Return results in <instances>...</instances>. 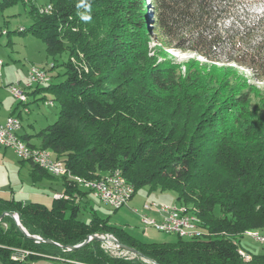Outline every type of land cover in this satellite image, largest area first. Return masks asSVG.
I'll return each mask as SVG.
<instances>
[{"label":"trees","instance_id":"16d2710c","mask_svg":"<svg viewBox=\"0 0 264 264\" xmlns=\"http://www.w3.org/2000/svg\"><path fill=\"white\" fill-rule=\"evenodd\" d=\"M244 3L51 0V13L33 9V24L19 33L42 41L52 59L50 70L63 67L65 72L57 76L64 78L61 82L54 83L52 77L46 87L29 89L33 95L51 93L59 119L32 136L38 145L21 138L53 152L73 176L98 180L116 170L135 194L144 187L174 192L178 204L198 211L209 236L149 244L96 214L84 222L75 194L90 196L89 191L67 176L55 177L31 161H21L31 166L34 183L61 178L66 191L63 198H53L51 208L0 198L2 264L43 256L81 264H144L111 256L99 240L68 250L102 234L113 235L156 264H264V254H253L246 262L239 253L245 232H264V120H252V92L230 87V96L220 97L215 109L206 73L193 61L184 72L182 65L161 56V50L157 55L150 48L155 40L162 49L199 54L212 66L232 67L234 62L264 80V70L224 58L239 35L237 29H246L251 20ZM7 4L4 0L3 7ZM83 15L91 19L84 21ZM254 17L253 22L264 21V13ZM257 55L261 61L262 54ZM6 213L17 214L28 234L43 240L27 237ZM15 249L30 254L14 261Z\"/></svg>","mask_w":264,"mask_h":264},{"label":"rangeland","instance_id":"374dc122","mask_svg":"<svg viewBox=\"0 0 264 264\" xmlns=\"http://www.w3.org/2000/svg\"><path fill=\"white\" fill-rule=\"evenodd\" d=\"M3 1L4 0H0V28L3 27L4 30L10 32V38L6 36L0 42V53L6 62V66L2 71L4 81L10 80L12 84H17L19 80H22L24 86L26 84L28 72L33 67L48 71V73L54 77V83L63 81L64 78L62 76H57L64 74L65 69L61 67L52 71L50 70L52 59L47 56L44 43L37 38L34 39L32 35L28 34L31 36L29 38H33L31 39V43L28 41L29 39H25L23 35L19 33L22 29H29L33 24V9L40 11L42 8H47L51 4V0H29V3L24 2V0H9V4L5 7H3ZM244 1L247 11L250 12L251 20H248L246 29H242L237 25L239 27V29H237L239 35L235 37L233 45L227 44L228 46L225 49L224 58H229L228 60L241 59L247 61L253 64L256 70L261 71L264 70V21H253L256 19L254 17L255 15L257 16V14L261 15L264 13V0ZM240 13L242 19L244 16L242 10ZM9 39H11L12 45L7 44ZM160 45L161 44L157 43L155 40L150 42V48L155 54L157 53V55H159L162 51L165 55L161 56L182 65V71L185 72L187 63L189 64V62L193 61L197 69L206 73L209 82H212L211 96L212 105L215 109L218 107V99L220 97L230 96V87L239 90L249 87V90L252 92L249 110L252 117L254 116L252 120H256V118L259 117L264 120V80L255 77L256 71L244 69L240 66L237 67L233 65L234 62H232V64L230 63L232 67H223L221 64L212 66V61L192 51L177 48L167 49L166 47L162 49ZM259 52L262 54L261 56L263 58L261 61L260 56L257 55ZM65 59L66 56L63 57V60ZM41 87H46V85ZM0 90V98L3 99L7 106H18L22 108L24 112V105L11 95L5 85H0ZM33 90H29L30 95L28 101L30 107L28 108L30 114L24 112L22 116L25 131L28 133H32L35 130H42L59 119V105L52 101L53 95L45 91L33 95ZM51 102H53V104H50ZM15 159L18 163L14 166L12 164L0 165V191L4 193L1 194L0 197L11 198L12 195L15 194H27L26 196L17 197H23V199L26 200L31 199L29 200L30 203H35L38 200L36 198H30L34 186L37 190L41 189L44 196H49L52 200L53 194L50 193L51 186L49 185L51 183L54 184L55 192H63L64 187L60 180H44L43 183H34L30 175V165L28 163L22 165L17 155ZM87 197L86 204L83 205L81 214L79 215V219L84 222L91 221L94 214H96L97 217L108 222L110 226L123 229L145 243L173 244L178 241L179 236L177 234L157 231L156 228H150L146 231L141 218L145 204L156 203V205H169V207L171 205H176L178 201L174 192L153 191L150 187H144L139 189L128 205L121 209H114L98 201L92 195H88ZM39 203L47 207H51L52 205V201L50 202L47 198H43ZM218 212L217 210V213ZM148 215L155 219L159 217L155 212L149 213ZM105 235L113 236L111 234ZM100 242L101 247L111 256L127 260H138L144 263L140 258L126 255L120 249L108 245L107 243L105 244L103 241ZM240 244L239 248L251 254V256L253 254H264V244H259L251 237L244 236ZM52 263L55 264L54 262ZM35 264H47V262L45 260H39L35 262Z\"/></svg>","mask_w":264,"mask_h":264},{"label":"built area","instance_id":"2783aa9c","mask_svg":"<svg viewBox=\"0 0 264 264\" xmlns=\"http://www.w3.org/2000/svg\"><path fill=\"white\" fill-rule=\"evenodd\" d=\"M28 2L29 0H24ZM52 6L42 8L39 12L43 14L51 13ZM6 34V32H4ZM5 65L4 60L0 57V71ZM1 75V73H0ZM52 81V76L44 69L37 67L29 71L25 88L19 83L9 85L7 88L11 95L21 104L28 102L29 97L26 91L37 85H45ZM50 104H53L52 102ZM22 121L16 116H10L7 121L0 122V148L11 149L21 161H31L40 168L46 170L55 177L67 176L69 180L89 193L98 201L111 206L114 209H121L128 205L135 194L134 187L127 181L120 171H113L106 174L98 180H86L69 174L64 164L55 158L53 152L43 150L38 147L30 146L21 138ZM55 198H63V195H56ZM155 212L158 219L150 217L148 214ZM144 229L156 228L157 231L177 234L184 239H197L209 236L208 229L204 226L203 220L198 215V211L191 206L182 204L176 205H156V203L145 204L141 214ZM104 239V243L120 249L126 255H131L142 259L146 264H154L148 259L139 257L133 253L122 250L118 244L111 242L116 239L109 235H98ZM244 236L251 237L259 244H264V232L260 230H251L244 233ZM42 239V238H41ZM43 240V239H42ZM117 240V239H116ZM60 246V245H58ZM61 247V246H60ZM70 251L71 248H68ZM12 253L14 261H23L30 253L26 250L15 249ZM241 258L246 262L252 260L251 254L239 248ZM61 259V258H60ZM65 261V259H61ZM81 264L72 260H66L65 263Z\"/></svg>","mask_w":264,"mask_h":264},{"label":"crops","instance_id":"0c3cea01","mask_svg":"<svg viewBox=\"0 0 264 264\" xmlns=\"http://www.w3.org/2000/svg\"><path fill=\"white\" fill-rule=\"evenodd\" d=\"M26 3H29V1L28 2H26ZM26 29V28H25ZM4 32H6V34H4ZM10 32H7L6 30H4V28L3 27H1L0 28V42H1V40L2 39H4V37H6V36H8V38H10L9 36H10V34H9ZM23 35V37L25 38V39H29L28 41L29 42H31L32 40L31 39H36L34 36H33V38H29V37H31V36H29L28 34H22ZM32 43V42H31ZM7 44H11L12 45V41H11V39H9L8 40V42H7ZM0 57L4 60V58L2 57V54L0 53ZM5 62V61H4ZM5 66H6V62H5V65L2 67V69H1V71H0V73H1V75H0V85L1 86H3V85H5V87H8V85H12V82H10V80H6V81H4V79H3V77H2V71L4 70V68H5ZM7 73V72H6ZM29 73V72H28ZM19 84H20V86L24 89L25 88V85L23 86V83H22V80H19V82H18ZM27 91H29V90H27ZM0 93H1V90H0ZM28 103H29V101H28ZM27 103V104H28ZM22 105H24V108H25V110H24V112L26 113V114H30V112H29V108L28 107H30L29 106V104L26 106L25 104H22ZM23 111H22V108H20V107H12V106H7L6 104H5V102L3 101V99H1L0 98V122H5V121H7V119L10 117V116H16V117H18V118H20L21 119V121H22V130H21V136L23 137H25V138H27L28 140H30V144H34V145H38L39 144V142L37 141V139H35V138H32V136H34L36 133H38L39 131H34V132H32V133H28V132H26L25 131V128H24V124H23V118H22V116H23V113H24ZM31 126V125H30ZM31 127H33V126H31ZM34 142H36V143H34ZM15 156H16V154L14 153V151L13 150H11V149H6V148H0V165H9V164H12L13 166L14 165H16V163H18L17 162V160L15 159ZM22 163V162H21ZM24 163H22V165H23ZM30 172H31V166H30ZM44 180H50V181H57V180H60L61 182H62V180H61V178H56V179H43V180H41L40 182H42L43 183V181ZM63 184V183H62ZM35 185V184H34ZM50 186H51V192L50 193H52L53 194V198H55L54 196H56V195H64L65 194V191H66V189H65V187H64V185H63V187H64V189H63V192L62 193H58V192H55V189H54V184H49ZM36 187H34L33 186V189L34 190H32V194H30V198L32 197V198H36L38 201L37 202H35V203H38V204H41V205H43L42 203H39L41 200H43V198H47L48 200H50V202L52 201V203H53V198H52V200L49 198V196H47V197H45L44 196V194H43V191L40 189V190H37V189H35ZM1 194H4L2 191H0V195ZM27 195V194H26ZM26 195H21V194H19V195H12V197L11 198H3V197H0V198H3V199H6V200H12V199H14L15 201H19V202H21L23 205H29V204H32V203H30V201L29 200H31V199H28V200H26V199H23V197H17V196H26ZM91 195V194H90ZM25 198V197H24ZM75 198H77V204H80L81 206H83L84 204H86V201H87V196H85V197H78L77 196V194H75ZM45 206V205H44ZM52 206V205H51ZM47 207V206H46ZM48 208H51V207H48ZM62 259V258H61ZM60 258H51V257H47V256H43V257H41L40 259H38V260H35V261H32V262H26V263H24V264H35V262H37V261H39V260H45L46 262H47V264H53L52 262H54L55 264H70V263H65V261H62ZM0 264H2L1 262H0Z\"/></svg>","mask_w":264,"mask_h":264},{"label":"water","instance_id":"95a60500","mask_svg":"<svg viewBox=\"0 0 264 264\" xmlns=\"http://www.w3.org/2000/svg\"><path fill=\"white\" fill-rule=\"evenodd\" d=\"M4 215H10L16 222V224L18 225V227L20 228V230L29 238L31 239H35V240H39V241H42V239L40 237H37V236H31L30 234H28V232L25 230V227L21 225L20 221H19V216L17 214H4ZM3 218V216L0 217V220ZM92 240H99V241H104V239H102L101 237H99L98 235H93L89 238L88 241H86L84 244L80 245V246H76V247H73L71 249H77V248H80L82 247L83 245L87 244L89 241ZM111 242L115 243V244H118L119 247L122 249V250H125V251H128L130 253H133L139 257H142L144 258L138 251H136L135 249H131V247H128V246H125V245H122L119 243L118 240L116 239H111ZM146 259V258H145ZM154 263V262H153ZM156 264V263H154Z\"/></svg>","mask_w":264,"mask_h":264},{"label":"clouds","instance_id":"9594fccd","mask_svg":"<svg viewBox=\"0 0 264 264\" xmlns=\"http://www.w3.org/2000/svg\"><path fill=\"white\" fill-rule=\"evenodd\" d=\"M78 7H79V5H78ZM81 18H82L84 21H88V20L91 19V16H90V15H83Z\"/></svg>","mask_w":264,"mask_h":264}]
</instances>
